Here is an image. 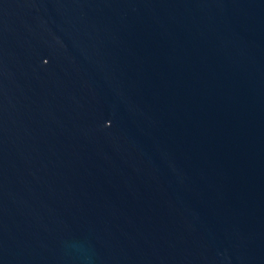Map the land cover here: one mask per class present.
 Returning a JSON list of instances; mask_svg holds the SVG:
<instances>
[{
    "label": "water",
    "instance_id": "1",
    "mask_svg": "<svg viewBox=\"0 0 264 264\" xmlns=\"http://www.w3.org/2000/svg\"><path fill=\"white\" fill-rule=\"evenodd\" d=\"M0 264H264V0H0Z\"/></svg>",
    "mask_w": 264,
    "mask_h": 264
}]
</instances>
